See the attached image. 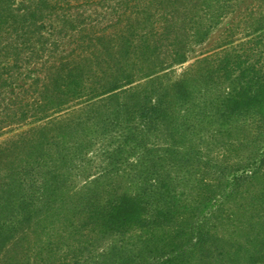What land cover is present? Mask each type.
<instances>
[{"label":"trees","instance_id":"trees-1","mask_svg":"<svg viewBox=\"0 0 264 264\" xmlns=\"http://www.w3.org/2000/svg\"><path fill=\"white\" fill-rule=\"evenodd\" d=\"M191 1L0 0V133L39 124L0 145V264L264 262V0L163 88L237 3Z\"/></svg>","mask_w":264,"mask_h":264},{"label":"rangeland","instance_id":"rangeland-1","mask_svg":"<svg viewBox=\"0 0 264 264\" xmlns=\"http://www.w3.org/2000/svg\"><path fill=\"white\" fill-rule=\"evenodd\" d=\"M253 0H237V3H235L236 1L233 2V7L232 10L229 12L228 15H226L219 24H217L215 27H213L209 33V35L207 36V38L202 42V43H198V44H192L190 43V41H188V45H186V52H187V60L183 63H179V64H173L170 65L171 63V57L168 56L169 52H168V48L166 47L169 41H166V43L164 44V48H163V58H165V62L168 64L165 68V70L159 75L158 78H156L154 84L160 85V82H162L161 84H163V88H168L170 89V86L177 81L178 79L181 78L183 72H185L195 61L196 59L202 57L204 54H210V53H215L214 54V61L215 64H217V62H219L221 56L224 54V52H234L236 50H242L245 47L249 46V30L252 29L254 25L252 24V18L249 19V22H244L242 23V25L235 31L234 35L232 36V41L229 45H225L223 48L219 46L220 42H222L223 40V36L226 32V29L231 26L232 24H236L237 22H239L240 19H242L243 17V12L245 11L246 6L252 2ZM196 1H191V0H184V3L182 6L186 7L187 5L190 6L188 7V9L192 10L191 15H195L197 14V7H195ZM156 8L158 9V11L162 10V8H159L158 6H155L154 4H151V7L149 9H151L154 13V10H156ZM192 8V9H191ZM262 9V10H260ZM258 10L259 13H256L254 16H256L257 18L260 16V11L264 14V7L260 8ZM164 10V9H163ZM162 10V12H163ZM167 12H170V7H166ZM169 10V11H168ZM196 13V14H195ZM169 16H172V13H168ZM188 16V15H187ZM84 17V16H83ZM175 18H178L181 22L183 21L184 15L182 14H175L174 16ZM254 17V18H256ZM172 18V17H170ZM254 22V21H253ZM123 25H121L122 27ZM113 29V30H112ZM111 30H109L110 32L108 33V36L113 37V32L116 30V28H112ZM120 29V27L118 28V30ZM116 32V31H115ZM180 34V33H179ZM257 34V33H256ZM226 50V51H224ZM256 56L254 57L253 61H255L258 66L260 67V65L262 66L264 64L259 63V59L261 60L260 55L262 54V47L260 49H257L255 51ZM262 61V60H261ZM136 67V66H135ZM136 68H140V67H136ZM163 75V76H162ZM162 76V77H161ZM161 77V78H160ZM140 82L137 81L136 84ZM34 126H39L38 123H32V124H26L23 125L21 127H6L5 131L3 134L0 133V145L17 139L20 136H22V134H25L27 132V130L31 127ZM102 147L99 146V144L96 146V151L94 153L95 156L96 153H100L101 152ZM221 150H216L214 152V156H219L221 157L222 153L224 152H220ZM99 160L97 157H95V164H98ZM261 264H264L261 263Z\"/></svg>","mask_w":264,"mask_h":264}]
</instances>
